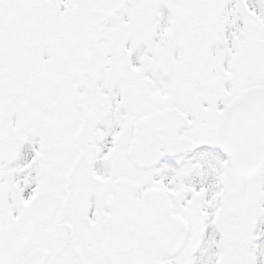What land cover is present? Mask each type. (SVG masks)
<instances>
[{"label": "snow or ice", "instance_id": "1", "mask_svg": "<svg viewBox=\"0 0 264 264\" xmlns=\"http://www.w3.org/2000/svg\"><path fill=\"white\" fill-rule=\"evenodd\" d=\"M0 264H264V0H0Z\"/></svg>", "mask_w": 264, "mask_h": 264}]
</instances>
